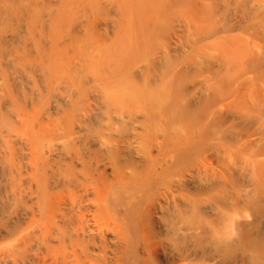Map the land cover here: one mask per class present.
I'll return each mask as SVG.
<instances>
[{"label":"bare ground","instance_id":"bare-ground-1","mask_svg":"<svg viewBox=\"0 0 264 264\" xmlns=\"http://www.w3.org/2000/svg\"><path fill=\"white\" fill-rule=\"evenodd\" d=\"M0 264H264V0H0Z\"/></svg>","mask_w":264,"mask_h":264},{"label":"rangeland","instance_id":"rangeland-1","mask_svg":"<svg viewBox=\"0 0 264 264\" xmlns=\"http://www.w3.org/2000/svg\"><path fill=\"white\" fill-rule=\"evenodd\" d=\"M185 40V39H184ZM179 52H180V49H179Z\"/></svg>","mask_w":264,"mask_h":264}]
</instances>
